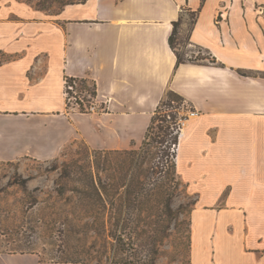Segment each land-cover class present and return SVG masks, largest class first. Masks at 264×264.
Returning a JSON list of instances; mask_svg holds the SVG:
<instances>
[{
    "label": "crops",
    "instance_id": "0c3cea01",
    "mask_svg": "<svg viewBox=\"0 0 264 264\" xmlns=\"http://www.w3.org/2000/svg\"><path fill=\"white\" fill-rule=\"evenodd\" d=\"M0 55V168L79 140L139 148L173 91L197 112L176 153L196 198L190 264H264V0H86L53 16L0 0ZM67 77L93 81L107 111H67ZM0 264L42 263L0 251Z\"/></svg>",
    "mask_w": 264,
    "mask_h": 264
},
{
    "label": "rangeland",
    "instance_id": "374dc122",
    "mask_svg": "<svg viewBox=\"0 0 264 264\" xmlns=\"http://www.w3.org/2000/svg\"><path fill=\"white\" fill-rule=\"evenodd\" d=\"M22 1L53 16L65 4L80 0ZM184 47L176 42L183 58ZM66 109L78 111L73 99H67ZM185 112L182 109L180 116ZM98 177L107 181V173L98 170L94 163L93 150L81 140L68 145L49 162L22 159L3 165L0 168V227L7 233L3 239L11 241L14 247L31 244L35 249L31 255L42 264H190L189 209L196 198L186 192L182 182L172 203L174 210L181 208L184 213L178 216L179 222L173 220L163 236L161 224L156 221L159 208L154 207L150 214L136 212L130 220L144 222L140 223V229L136 227L137 222L131 226L138 231L147 229L148 233L145 238L132 241L120 236L109 212L99 214L101 208L95 200L88 205L86 195L79 193L91 186L89 180L94 178L97 183ZM147 237L154 240L158 237L160 241L149 247L151 239Z\"/></svg>",
    "mask_w": 264,
    "mask_h": 264
},
{
    "label": "trees",
    "instance_id": "16d2710c",
    "mask_svg": "<svg viewBox=\"0 0 264 264\" xmlns=\"http://www.w3.org/2000/svg\"><path fill=\"white\" fill-rule=\"evenodd\" d=\"M80 0L79 2H85ZM65 4L64 6H66ZM195 13L192 19L195 22ZM181 19L174 23V30L170 37V46L176 50L178 65L185 63L186 60L180 56L176 48V42L181 44L179 30ZM193 61V59H190ZM213 62V61H211ZM78 95L85 94L84 102L89 105L91 97L97 96V87L93 81L80 78H66L65 93L74 96L72 91L68 90V85H75ZM67 101V99H66ZM76 103L81 107L80 112L85 113V103L76 98ZM164 106L167 108L164 110ZM187 106L186 100L179 94L170 91L166 98L160 103L152 122L147 130L146 137L139 148L131 150H93L94 163L98 170L107 173V181L98 177L89 180L88 189H83L79 193L86 195L88 205L91 200H95L101 212L99 214L110 215V220H115L113 226L120 230V236L128 237L134 241L135 238H145L147 229H140V223L144 220L130 219L136 212L150 214L153 208H159L157 224H161L160 232L164 236L170 229L173 220L179 222L178 216L184 214L180 209H173V200L177 196V189L182 186L176 170V153L180 141L181 132L178 129L177 121L180 112ZM170 117V119H169ZM68 147V146H67ZM66 147V148H67ZM195 203H190L189 215V251L191 252V214ZM192 207V208H191ZM110 208V209H109ZM100 217V216H99ZM177 218V219H176ZM102 219V218H100ZM137 222V223H136ZM121 223H123L121 225ZM136 223V227L131 226ZM182 224V223H180ZM185 224V222H183ZM151 228L152 225L144 223ZM169 225V227H168ZM153 230V229H152ZM155 230V229H154ZM153 230V231H154ZM7 233L0 227V251L1 253L15 254H34L35 249L31 244L14 247L11 241H5ZM151 239L149 247H154L160 241L158 237H147ZM153 251V250H152ZM154 252V251H153ZM72 261H67L71 263ZM77 263V262H76ZM116 264H135L133 262Z\"/></svg>",
    "mask_w": 264,
    "mask_h": 264
},
{
    "label": "built area",
    "instance_id": "2783aa9c",
    "mask_svg": "<svg viewBox=\"0 0 264 264\" xmlns=\"http://www.w3.org/2000/svg\"><path fill=\"white\" fill-rule=\"evenodd\" d=\"M78 85L75 84L74 86L73 85H68V90L69 91H72L74 93V96H70L69 93H65L66 95V99H73L75 101V104L77 105L78 107V112H80V105L78 103H76V98L78 97L80 99V101L82 103H85L84 102V96L85 94H82V95H78L77 93V90L75 89V87H77ZM69 96V97H67ZM88 98L91 99V102L89 105H87L85 103L84 107H85V113L86 114H102V113H105L107 111V101H100L98 99V97H91L90 95H88ZM184 111H186L184 113V115H181L179 117V120L177 121V126H178V129L180 130V132L182 131L184 125L187 123L188 119L190 118H194L197 116V112L195 110H192L191 108H189L188 106H186L185 109H183ZM82 113V112H80ZM170 119V117H169Z\"/></svg>",
    "mask_w": 264,
    "mask_h": 264
}]
</instances>
